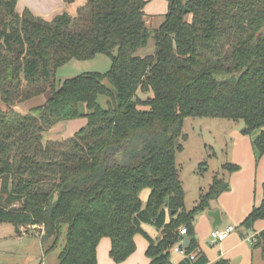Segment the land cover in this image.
<instances>
[{
	"label": "trees",
	"instance_id": "obj_1",
	"mask_svg": "<svg viewBox=\"0 0 264 264\" xmlns=\"http://www.w3.org/2000/svg\"><path fill=\"white\" fill-rule=\"evenodd\" d=\"M17 2L0 0V222L17 233L39 227L46 251L65 231L57 264H98L103 237L121 263L135 252L136 234L149 241V264H174L171 250L186 226L183 249L197 255L177 264H208L195 218L230 185L216 177L187 210L176 157L182 124L190 116L243 121L256 159L264 154V0H167L155 29L148 0H85L75 16L51 20L19 13ZM151 38L156 48L142 56ZM98 54L110 58L107 71L57 82L59 67ZM47 91L26 114L12 107ZM78 118L87 122L74 136L43 143L45 130ZM258 220L264 198L241 225L252 230ZM144 224L162 237L153 239ZM252 247L264 260V229Z\"/></svg>",
	"mask_w": 264,
	"mask_h": 264
},
{
	"label": "rangeland",
	"instance_id": "obj_2",
	"mask_svg": "<svg viewBox=\"0 0 264 264\" xmlns=\"http://www.w3.org/2000/svg\"><path fill=\"white\" fill-rule=\"evenodd\" d=\"M146 6L148 25L153 29L158 28L168 11L167 0H148ZM190 17L191 15L188 16V19ZM155 48V39L151 38L148 46L141 49L139 53L150 54L154 52ZM110 65L111 60L106 54H98L91 60H71L57 69L56 80L62 82L84 72H105L110 68ZM49 96L50 93L47 91L27 100L21 98L16 100L12 107L16 111L26 114L36 105L44 104ZM141 97L145 98L146 94L141 93ZM105 101L103 96L99 97V102L102 105H105ZM83 109H86L84 105ZM67 121L58 122L50 129L45 130L42 133L43 143L70 138L87 122L86 119ZM237 123L244 125L243 121L237 122L225 118L190 116L184 119L183 136L180 138L182 148L177 152L176 157L180 178L184 190L187 192L186 207L190 208L196 200H200L201 186L211 185L216 177L227 180L229 171L223 168V164L227 163L229 152V141L226 134L229 125ZM206 190L208 191V189ZM36 232L40 233L39 227L32 226L21 228V232L17 233L12 223L0 222V264H53V260L58 261V254L65 243V231L59 245L48 251H46L47 247L43 248L41 245L39 235H35L38 234ZM21 235H23L22 238L19 237ZM261 263L264 264V260Z\"/></svg>",
	"mask_w": 264,
	"mask_h": 264
},
{
	"label": "crops",
	"instance_id": "obj_3",
	"mask_svg": "<svg viewBox=\"0 0 264 264\" xmlns=\"http://www.w3.org/2000/svg\"><path fill=\"white\" fill-rule=\"evenodd\" d=\"M84 4L85 0H75L72 3H68L65 0H18L16 9L19 13H22L25 9H29L35 15L46 20H51L57 14L63 12H68L72 16H75L78 8ZM141 55L144 56L146 54ZM78 119L83 120L86 118ZM242 127L243 124L241 123L229 125L226 134L229 141L227 163H232L238 167L237 170L228 172L227 180L229 181V188L223 191L217 198L211 200L209 207L200 211L196 215L194 222L195 235L199 245L198 249L199 252L207 256L209 260L208 264H213L221 258L228 260L230 264H263L261 263L263 258L260 249H254L252 243L246 240L245 236L252 230L259 232L264 229V220L256 221L252 230H247L241 223L252 208L259 206L264 198V154L258 160L256 159L251 138L249 135L241 132ZM209 186L210 184L206 187L201 186L199 195L201 196V194L207 191L206 189ZM149 192V189H145L142 192L141 196L144 201L147 200ZM186 194L187 192L185 191V205ZM198 201L196 200L194 205ZM192 207L186 208L190 210ZM214 210H219L220 212V218L217 221L210 215V211ZM229 224L236 225V230L226 239L212 243L210 236L212 229L215 227L224 228ZM143 228L153 239L162 237V232L152 225L144 224ZM40 234L41 230L40 233L35 235H39L40 239ZM23 235L19 237L22 238ZM134 239L136 243L135 252L125 261L117 263L110 256L111 239L103 237L97 246L98 264H149L151 259L146 254L149 241L142 234H136ZM184 258L183 253L171 250V260L174 264H177ZM52 263L56 264L57 261L53 260Z\"/></svg>",
	"mask_w": 264,
	"mask_h": 264
},
{
	"label": "built area",
	"instance_id": "obj_4",
	"mask_svg": "<svg viewBox=\"0 0 264 264\" xmlns=\"http://www.w3.org/2000/svg\"><path fill=\"white\" fill-rule=\"evenodd\" d=\"M235 230H236V225H234V224H229V225L225 226L224 228L215 227L212 229V231L210 233L211 242L212 243L220 242V241L226 239ZM179 232L182 236L187 235V227L181 226L179 228ZM257 235H258V232H255L252 230L251 232H249L245 236V239L248 240L250 243H253L256 240ZM182 243H183V237H182V240L180 242L176 243L172 247V250H174L175 252L183 253L185 257H189L190 259H195L197 252H192L190 254L185 253Z\"/></svg>",
	"mask_w": 264,
	"mask_h": 264
},
{
	"label": "water",
	"instance_id": "obj_5",
	"mask_svg": "<svg viewBox=\"0 0 264 264\" xmlns=\"http://www.w3.org/2000/svg\"><path fill=\"white\" fill-rule=\"evenodd\" d=\"M176 142H178V140H176ZM210 215L213 216V218L215 219V221H217L220 218V212H219V210L210 211ZM183 240L184 241H183V244L182 245L185 248V247H187L189 245L190 239H189V237L187 235H184L183 236Z\"/></svg>",
	"mask_w": 264,
	"mask_h": 264
}]
</instances>
